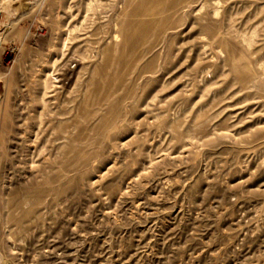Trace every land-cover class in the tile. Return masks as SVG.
<instances>
[{"label": "rangeland", "instance_id": "1", "mask_svg": "<svg viewBox=\"0 0 264 264\" xmlns=\"http://www.w3.org/2000/svg\"><path fill=\"white\" fill-rule=\"evenodd\" d=\"M0 264H264V0H0Z\"/></svg>", "mask_w": 264, "mask_h": 264}]
</instances>
